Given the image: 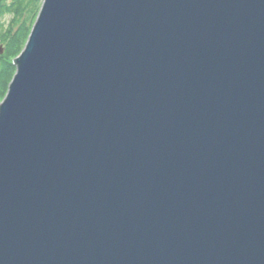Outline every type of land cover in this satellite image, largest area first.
Listing matches in <instances>:
<instances>
[{"label":"water","instance_id":"water-1","mask_svg":"<svg viewBox=\"0 0 264 264\" xmlns=\"http://www.w3.org/2000/svg\"><path fill=\"white\" fill-rule=\"evenodd\" d=\"M13 64L0 264H264V0H42Z\"/></svg>","mask_w":264,"mask_h":264},{"label":"rangeland","instance_id":"rangeland-1","mask_svg":"<svg viewBox=\"0 0 264 264\" xmlns=\"http://www.w3.org/2000/svg\"><path fill=\"white\" fill-rule=\"evenodd\" d=\"M41 4L42 0H0V101L5 97L7 86L15 73L13 60L24 48ZM14 37L20 40L15 55ZM8 62L14 67L10 77L5 67Z\"/></svg>","mask_w":264,"mask_h":264},{"label":"trees","instance_id":"trees-1","mask_svg":"<svg viewBox=\"0 0 264 264\" xmlns=\"http://www.w3.org/2000/svg\"><path fill=\"white\" fill-rule=\"evenodd\" d=\"M13 41V43H14V46H13V51H15L14 52V55H15V53L17 52V50L16 49H18L19 48V42H20V40L17 38L16 39V37H14L13 39H12ZM12 56V55H11ZM12 57H14V56H12ZM5 67H7V69H8V74H9V77H10V75H12L11 73H12V71H14V67L11 65V63H7V65H5Z\"/></svg>","mask_w":264,"mask_h":264}]
</instances>
